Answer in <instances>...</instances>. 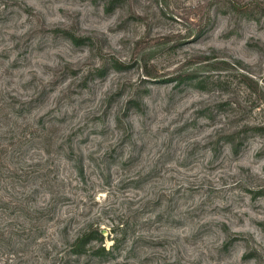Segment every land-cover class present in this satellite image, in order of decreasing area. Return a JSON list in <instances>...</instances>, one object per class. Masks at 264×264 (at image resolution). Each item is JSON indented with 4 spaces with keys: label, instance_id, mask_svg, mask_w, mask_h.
<instances>
[{
    "label": "rangeland",
    "instance_id": "obj_1",
    "mask_svg": "<svg viewBox=\"0 0 264 264\" xmlns=\"http://www.w3.org/2000/svg\"><path fill=\"white\" fill-rule=\"evenodd\" d=\"M0 264H264V0H0Z\"/></svg>",
    "mask_w": 264,
    "mask_h": 264
},
{
    "label": "trees",
    "instance_id": "obj_2",
    "mask_svg": "<svg viewBox=\"0 0 264 264\" xmlns=\"http://www.w3.org/2000/svg\"><path fill=\"white\" fill-rule=\"evenodd\" d=\"M116 65V63H114ZM96 233V232H95ZM96 235H92L90 232L84 231L82 234L77 236L74 242V252L82 254L86 252V245L94 239ZM103 249V248H102Z\"/></svg>",
    "mask_w": 264,
    "mask_h": 264
}]
</instances>
